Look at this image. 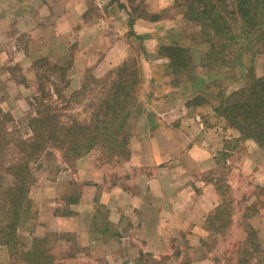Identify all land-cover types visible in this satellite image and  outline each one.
Returning a JSON list of instances; mask_svg holds the SVG:
<instances>
[{"label":"crops","instance_id":"obj_1","mask_svg":"<svg viewBox=\"0 0 264 264\" xmlns=\"http://www.w3.org/2000/svg\"><path fill=\"white\" fill-rule=\"evenodd\" d=\"M31 1L23 5L25 14L30 11L35 16L44 14L47 21L41 25L54 24L61 28L59 34H63L58 36V44L98 34L99 29L108 27L105 20L119 21L121 32L118 35L119 29L111 28L117 41L103 49L97 71H115L127 63L128 38L142 44L145 53L136 73L142 86L135 106L143 108L137 111L136 107L129 115L122 143L123 151L129 155L118 171L109 169L113 166L103 163L99 151L93 148L75 160L70 174L66 171V176L60 174L53 181L47 180L49 190L51 186L54 190L60 188L55 191L56 199H47L48 202L40 199L34 186L29 192L27 189L21 201L24 210H14L11 201L2 199L1 207L9 204V232L15 237L10 241L0 237V264H28L21 258L24 251H29L25 243L14 241L17 233L22 234L23 223L27 236L32 237L30 249L37 240L44 251L52 232L71 237L77 252L71 258L55 259L51 264H176L171 253L177 233L186 235L187 246L190 240V250L187 248L190 260L186 264H213L206 246L193 234H201L195 228L200 225L206 228L207 218L226 201L234 204L231 181H225L226 191L220 194L216 180L225 162L230 164L224 158L234 150L225 147L230 139H221V126L211 125L221 118L211 113L213 108L208 101L194 102V93L183 88L189 82H181V86L174 84L175 74L170 71L168 61L158 56L157 65L147 54L174 42L170 34L160 40L164 33L161 29L165 25L171 27L169 24L176 17L164 13L173 8L172 0L169 7L162 0H145L148 14L144 12L145 3L136 0L139 7L133 8L130 0H39L35 10L29 8ZM92 7L97 14L89 12ZM1 8L2 4L0 11ZM0 23L6 26L1 15ZM26 52L31 55V49L27 48ZM88 66L90 63L83 70ZM12 81L0 82L3 96L13 89L28 88L27 82ZM142 95L150 102L141 104ZM237 136L234 131L231 139ZM245 143L252 147L251 140ZM72 182L80 188L73 189ZM60 191L63 195H59ZM35 195L41 204L37 214L33 207L28 209L34 205ZM55 200L59 201L58 205ZM52 202L54 209L49 207ZM46 203L48 208L44 206ZM28 225L30 229H26ZM1 232L2 228L0 235ZM195 254L203 256L201 262H195Z\"/></svg>","mask_w":264,"mask_h":264},{"label":"rangeland","instance_id":"obj_2","mask_svg":"<svg viewBox=\"0 0 264 264\" xmlns=\"http://www.w3.org/2000/svg\"><path fill=\"white\" fill-rule=\"evenodd\" d=\"M27 1L0 0V4H2L0 15L6 23V26L0 23V82L6 83L14 80L15 82L28 83V88L13 89L9 95L5 92L3 96L0 91V214L2 213L0 237L4 240L9 239V241L13 240L14 236L9 232L10 215L7 212L9 204L1 207V203L2 199L3 201L7 199L8 202L11 199L14 200L13 193L16 191L14 185H19V180L15 179V170L11 165L22 163L21 159L26 154L21 146L22 141H33L39 134L46 137L48 129H50L47 127L45 132L42 131L43 129L37 130L32 119L56 116L58 121L67 127L72 123L79 126L96 125L103 116L104 102L118 92L119 88L122 93L131 91V97L128 99L129 106H132L131 111L136 107H138L137 111L143 108L142 105H132L134 100L131 99L136 97V103L139 101L138 96L142 83L136 73L139 60L145 53L142 44L133 43L128 38L129 58L123 66V70L117 68L115 71H97L103 49L112 44L113 40L117 41L111 28H118V35L121 32L119 21L113 19L107 22L105 20V25L108 24V27L103 28L102 31L99 29L98 34L83 35L82 40H78V38L75 42L58 44V36L63 34H59L61 28L54 24L41 25L47 21L45 20L47 16L44 14L35 16L33 11L25 14L26 10L23 5ZM136 1L145 3V0ZM201 1L189 0L186 4L188 8H185L177 7L179 0H172L173 8L164 12L166 15L176 17L174 23L169 24L171 27L165 25L161 29L164 33L160 40L169 37L170 34L174 41L171 45L176 44L187 51L186 63L178 65L180 66L178 71L176 70L178 69L177 65H172L170 58L167 57L171 51L163 45L158 48V52L155 50L154 54L149 52L147 54H149L151 62H155L157 65H159L158 56L168 61L170 71L175 74L174 84L181 86L183 85L181 82H189L188 86L182 87L194 93V102L208 101V104L213 108L211 113L221 118L217 122H211V125L221 126V139H230L225 143V147L234 150L224 158L228 159L230 164L225 162L224 169L219 170L218 176H216L220 194L226 191L225 181H231L234 204L226 201L222 208L207 218L206 228L202 225L195 228L201 234H193V236L199 237L201 244L206 246L213 264H264V147L254 140H251V147L245 143L247 140L241 138V133L230 125L226 117L229 113L230 115L234 114V107L231 106L233 104L231 101L225 100L226 96L252 82V79L264 78V51L254 54L257 48L251 46L243 52L229 48H225L221 52V42L224 40H221V31L212 27L211 20L214 14L201 15L196 11V7L204 5ZM137 2L130 0L131 7H139ZM169 2L171 0H162L161 3L169 7ZM39 4V0H33L29 8L33 7L34 9ZM147 6L148 4L145 3L144 12L148 14ZM205 6L209 12L211 6L209 4ZM138 9L136 8V10ZM36 11L41 12L40 10ZM89 12L97 14V10L93 7L89 8ZM104 31L110 32L105 34ZM48 41H51L52 45ZM26 47L31 49V55L26 52ZM221 54L228 56L221 61L223 58ZM88 63L91 66H88L84 71L83 67ZM222 80L223 82H221ZM132 93L135 94L132 95ZM202 94L203 96H201ZM141 99V104L143 101L144 103L150 102L149 99H144L143 95ZM227 107L230 109L226 110ZM95 112L98 113L97 116ZM240 113L238 112L236 115H240ZM127 121L125 129L128 126ZM104 125L105 123L102 127ZM111 131L114 130L109 132ZM234 131L238 133L239 137L231 139ZM109 132L100 137V141L105 140V136H107L106 140L114 137ZM120 134L118 138L111 139V142L105 143V140L94 147L102 156L103 163L113 166V168L109 167L113 171H118L121 163L129 155L120 146ZM79 135L80 132L77 136ZM77 136L71 138L74 139ZM46 143L41 146L42 148H39L40 155L38 157L35 156L28 160V169L32 173V177L27 179L24 189H28L29 192L31 186H34V192L39 195L40 199L45 198L48 202L47 199H56L55 191L60 188L54 190V186H51L49 190L47 180L53 181L60 174L62 176L70 174V171L75 168V158L67 154V143H62L60 147L49 141ZM220 159L222 161L221 156ZM72 183L73 189L80 188L79 184ZM59 195H63V193ZM39 202L35 195L34 205H30L28 209L33 207L37 214V208H41ZM55 202L57 204L59 201L55 200ZM55 202H52L49 207H52ZM13 205L15 207L14 203ZM44 206L48 208L47 203ZM63 208L65 207H59V209ZM21 210H24V205L20 203L18 211ZM11 217L13 216L11 215ZM36 224L35 221L34 228ZM22 228H24L22 234L17 233L14 241L25 243L24 247L31 250L32 237L27 236L24 223ZM28 228L30 229V225L26 229ZM49 235V240L44 246V259L39 260L38 264L41 262L51 264L55 259L60 258L68 259L77 252L69 235L56 232ZM175 237V249L171 254L173 258H176V264H186L190 260V240H188L187 246L185 244L186 235L177 233ZM256 241L260 245L259 251L254 249L253 243ZM63 242H66V245ZM196 243L194 241L193 245ZM19 255L21 254L18 253V257ZM202 259L203 256L195 254V262L199 263ZM240 259H245L244 263L239 261ZM33 261L35 260L33 259Z\"/></svg>","mask_w":264,"mask_h":264},{"label":"trees","instance_id":"obj_3","mask_svg":"<svg viewBox=\"0 0 264 264\" xmlns=\"http://www.w3.org/2000/svg\"><path fill=\"white\" fill-rule=\"evenodd\" d=\"M179 1L177 2V7L188 8L186 4L189 0ZM201 2L204 5L196 7V11L201 15L205 13L214 14L211 20L212 27L221 31V40H224V42H221V52L225 48L243 52L251 46L257 48L254 54L264 51V0H202ZM207 4L211 6L209 12H207V6H205ZM164 47L171 51L167 57L170 58L172 65L176 64L178 68L180 67L178 65L186 63L185 57H187V51L183 47L176 44ZM227 56L221 54V57H223L221 61L227 58ZM120 69L123 70V67ZM176 70L178 71L179 68ZM120 91L121 88H119L118 92L111 95L109 99H106L103 104V116L98 120L96 125L79 126L76 123H72L67 127L61 124L56 116L32 119L35 122L34 127L37 130L43 129L42 131L45 132L47 127L50 129H48L46 137L39 134L33 141H22L21 146L26 152L23 155V159H21L22 163L11 165L13 170H15V179L19 180V185H14V190H16L13 193L14 200L11 199V202L15 204V207L13 205L14 210L18 211L19 204L22 203L21 201L27 192V189H24L26 181L32 177V173L28 169V160L33 157L35 158V156L38 157L40 155V151L38 152L39 148L47 144V141L57 147H60L62 143H67V154L76 160L94 147L100 145L101 142L106 140L107 136L102 141H100V137L106 135V133L108 134L110 130H114L109 132L114 137L108 138L105 143L111 142V139L118 138L121 133L120 146L122 148V143L125 139L122 131L125 129V122L131 114L132 106H129L130 103H128L131 91L128 90L123 93ZM134 94L132 93V95ZM131 99L134 100L132 105H135L136 97ZM225 100L231 101L233 103L231 106L234 107V114L230 115L229 113L226 117L230 125L241 133V138L254 140L261 147H264V78L252 79V82L245 84L242 88L226 96ZM225 109L228 110L230 108L227 107ZM240 110H242L241 113ZM238 112L240 115H236ZM95 113L97 116L98 113ZM104 123L105 125L102 127ZM79 132L80 135L77 136ZM70 133L72 134L69 135ZM76 136L77 138H71ZM253 235L255 236V234ZM5 240L9 241V239ZM253 244L255 251H259L260 245L257 241ZM38 245H42L41 241L35 240L32 249L23 252L21 258L28 262V264H38L40 263L39 260L44 259V251ZM239 261L244 263L245 259H240ZM41 264H44V262H41Z\"/></svg>","mask_w":264,"mask_h":264}]
</instances>
